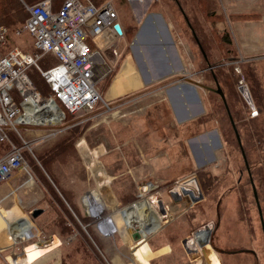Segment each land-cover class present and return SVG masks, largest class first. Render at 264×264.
I'll return each instance as SVG.
<instances>
[{
	"label": "rangeland",
	"instance_id": "374dc122",
	"mask_svg": "<svg viewBox=\"0 0 264 264\" xmlns=\"http://www.w3.org/2000/svg\"><path fill=\"white\" fill-rule=\"evenodd\" d=\"M18 1L24 7V2H28ZM166 1L172 10L170 14L175 17L174 26L168 29L164 25L162 30L160 22V29L155 30L148 24L145 28L152 38L144 43L137 39L135 50L142 55L141 44H144L153 59L161 63L163 73L160 75H170L157 83L162 85L164 93H160L159 85L112 101L105 100L102 94L111 107L109 110L101 101L92 112L82 109L69 114L67 121L58 128L61 131L56 134H51L56 127L41 128L40 136L26 133L25 126L19 127V133L29 141L26 146L29 170L40 185L43 184L42 179L36 171L40 169V161L35 158V152L54 146L60 149L54 164L56 169L59 167L57 175L55 173L56 178H60H57V184L60 186L61 183L66 188L67 199L81 205L77 206L81 214L78 209L75 212L60 195L53 196L57 194L58 187L49 181L51 187L46 185L47 196L41 202L47 212L39 224L47 233L33 236L35 221L28 212L30 210H26V216L32 223V234L29 238L18 237L14 248L10 245L0 253V264H20L25 261L20 260L22 255L29 248L34 249L35 245L41 253L30 258L27 264H141L134 254V247L142 240L151 247V264H200V257L204 259L211 248L217 252L222 264H264V231L250 179L255 183L257 194L259 192L264 216V57L247 62H227L220 68L209 67L202 54L209 48H199L182 12L183 9L192 18L194 25L201 26L199 19L193 21L192 17V12L200 11L193 3L196 1L179 0L180 5L176 0ZM21 25L18 23L16 26ZM10 32L5 50L37 51L29 33L18 35L15 29ZM120 39L126 40L125 36ZM201 40L200 43L206 45V40ZM141 63L146 68L142 56ZM231 64L236 70L231 69ZM38 65L32 66L29 73L35 84L36 78L40 79L44 85L40 90L48 95L50 90L40 69L44 70L48 64L43 59ZM219 69L231 76L227 80V74L219 73L215 78L225 93L245 157L221 95L198 85L217 88L211 73L213 70L219 72ZM182 74H187V83L179 79ZM109 77L107 75L104 82ZM95 82L99 92L103 93L105 84L102 79L96 78ZM163 95L169 99L164 100ZM163 104H171L179 111L180 117L187 115V123L172 119L168 110L163 111ZM14 132L17 133L16 130ZM65 138L71 141L62 143ZM17 141L24 144L21 138ZM6 144L0 142V157L5 153L3 148ZM140 149L144 150L146 158L136 157L135 152ZM124 152L132 153L127 159L128 164L123 157ZM155 154L162 158L152 160L157 166L146 165L145 161L149 162ZM140 161L147 172L154 168L161 172L162 177L150 175L137 187L133 185V178H129L128 173L133 164ZM91 169L95 171V177ZM21 172L23 177L18 184L31 179L26 171ZM107 179H113L112 184L123 202L108 208L97 202L100 209L97 214L92 213L86 204L77 203L79 193L86 194V197L98 182L105 186ZM145 183L151 184L145 186L144 193L140 192L139 186ZM23 194L26 196L24 191ZM145 195L160 199L164 210V218L161 217L159 224L161 228L148 236L141 234L139 222L128 228L123 216L125 208L140 203ZM201 195L202 198H198ZM196 198L199 200L195 201ZM106 217L116 221V228L110 232L103 229L102 221ZM16 224L14 221L7 226ZM208 236H211L212 243L210 240L203 243ZM192 237L196 239L191 240ZM200 243L203 246L198 252L191 250ZM238 249H254L259 259L256 260L250 252L227 253ZM10 251L20 253L12 257L13 262L8 258Z\"/></svg>",
	"mask_w": 264,
	"mask_h": 264
},
{
	"label": "built area",
	"instance_id": "2783aa9c",
	"mask_svg": "<svg viewBox=\"0 0 264 264\" xmlns=\"http://www.w3.org/2000/svg\"><path fill=\"white\" fill-rule=\"evenodd\" d=\"M120 0H104L100 4L84 0H63L59 8L53 0L25 3L26 21L16 29L18 35L29 33L34 39L36 52L20 48L5 50L8 30L0 26V142L9 141V130L19 127L53 128L56 134L69 114L84 109L93 111L103 101L94 79V56L115 44L125 35L118 22ZM130 1V0H129ZM120 24L121 31L116 29ZM54 55L58 63L42 70L50 87L48 95L42 94L33 82L29 69L38 65L44 55ZM58 132V133H59ZM24 144L11 143V148L0 157V183L8 181L13 172L24 169L32 178ZM151 183L141 184L142 188ZM88 198V197H86Z\"/></svg>",
	"mask_w": 264,
	"mask_h": 264
},
{
	"label": "crops",
	"instance_id": "0c3cea01",
	"mask_svg": "<svg viewBox=\"0 0 264 264\" xmlns=\"http://www.w3.org/2000/svg\"><path fill=\"white\" fill-rule=\"evenodd\" d=\"M217 1V16L215 18L214 26H216V28L220 31L227 28L231 32L240 60L247 62L264 57V0ZM168 3L169 2H167L166 0L119 1L117 5L119 11L118 22L125 29L124 36L126 40L120 39L115 44V47L107 46L106 49L101 50L100 53H96L94 56L95 80L96 78H99L104 82V78L107 75L113 73L110 81L107 84L104 82L105 86L103 87V96L105 100H117L123 97H129L131 96V94H137L138 92L147 91L152 86L158 87L160 84L157 83H160V81L168 78L167 76H170L167 74L160 75L161 73H163L161 63L157 62L156 59H153L151 54L145 48L144 44H141L142 55L135 51L137 48V39L143 40L144 43L151 40L152 38L151 34L147 32L145 28L148 24H151L153 28L155 27V30L160 29V27L158 26V23L160 25V22L163 24L162 30H164V25H166L168 29H170L171 26H174L175 17L170 14V11L172 10L169 7ZM177 43L179 44V40L177 41ZM141 56L147 64L146 68L141 63ZM179 79L187 83V74H182L181 76H179ZM159 89L160 93L165 92L162 89V85H160ZM163 97L164 100L169 99L164 95ZM163 105H165L163 106V111L165 112V110H168V115H170L171 118L173 117L172 119H176L179 123H187V115L180 117L179 111L172 107L171 104ZM25 129L26 133L34 134L36 136H40L41 133L39 132H42L40 128L36 127H25ZM144 154V150L141 149L140 151L135 152L136 157H139V159L146 158ZM158 155L159 154L153 155L152 159L149 162L145 161L146 165L156 167L157 165L152 163V160L155 158H157L158 161L159 159H162ZM131 156L132 153H123V157L126 160L127 164V159ZM93 163L92 165H94ZM143 165L144 163L141 161L135 162L128 173L129 178H131L130 176H132L134 181V183L132 184L136 187L138 183H143L145 178L150 177V175L151 177L154 175H157L158 178L162 177L159 170L155 171V169L151 167L153 169H149L147 172L144 169ZM23 170L24 169L15 170L8 181L0 183V213L1 211L5 212V214L3 213L5 215L3 218L5 219L6 223H12L14 221L17 222V225L13 227H0V253L7 250L10 245L14 248L17 242L11 240L12 236H14L13 231L15 232L16 227L20 225V221H22L24 218H28L26 216V210H30L28 212L32 213L34 209L44 207L42 206L41 202L42 200L45 201V198L47 196V189L43 187V185L37 183V181L34 180V177H32L31 179L29 178V180L25 181L22 184H18L19 180L23 177V174L21 172ZM94 170H96L95 167ZM94 170L91 169L93 177H95ZM122 174L127 175L126 172H122ZM100 175L103 176V174L101 173ZM107 180L108 183H106L105 186H103V184L100 185L98 182L95 186V189H93L92 191L98 194L100 203H102L103 206H107L108 208L113 206V204L123 202V198L118 196L119 193H117L116 191V186L112 184L113 179L112 181H110L109 179ZM28 188L29 190H27ZM23 191L27 197L23 194ZM111 192H113V195H111ZM79 194V201H77V203H81L84 205L86 204V206L90 208V205H88L89 195H87L86 197L88 198H86V194L84 196L81 193ZM94 201L98 202V200L96 199ZM37 203L38 206L36 205ZM78 205L81 206L80 204ZM84 205H82L83 209ZM43 209V212L38 217L33 218L35 222L33 223L32 227H35L34 230L36 231L33 232L32 230L33 236L36 235V233H47L46 230H43L39 227L42 218L45 216V212H47L45 207ZM45 219H47V217ZM5 230L7 233L5 232ZM50 235L56 236L57 234L54 232L53 235L49 234V236ZM193 239L195 240L196 238L192 237L191 240ZM6 244L8 246H5ZM202 246L203 245L194 246L191 250H196L198 252V250H200ZM10 252L11 253L10 255H8V258L13 262L12 257L20 255V253H15V251ZM8 258H6V262L8 261ZM26 260H30V257H27L25 261ZM25 261L21 262L20 264H24Z\"/></svg>",
	"mask_w": 264,
	"mask_h": 264
},
{
	"label": "trees",
	"instance_id": "16d2710c",
	"mask_svg": "<svg viewBox=\"0 0 264 264\" xmlns=\"http://www.w3.org/2000/svg\"><path fill=\"white\" fill-rule=\"evenodd\" d=\"M34 1L37 2L39 0H28L29 4L35 3ZM84 1H86V2L91 1V2H94L95 4H100L104 0H84ZM193 1H196V2H193ZM28 2H26V3H28ZM53 2H54V7L56 9L62 5L63 0H53ZM176 2L180 5L179 0H176ZM192 2L195 3V7L198 6L200 8V11L198 13L192 12V17L194 18L193 21L195 20V18H198L201 26L196 25V24L194 25L193 24L194 22L193 23L191 22L192 18L190 19L188 17L187 13L183 9H182V12L184 14V17L186 18V21L188 22V25H190V28L192 30V35H193L196 43H198L199 48H201V49L209 48L206 51V53H204L200 49L202 51L203 58H204L206 64L209 67L217 68L219 66H222V64H223V66H225L227 62L232 63L235 61H239L240 58L238 56L237 48H236L234 39L231 35V32L227 28L220 31L219 29L216 28V26H214L215 18L217 16V2L218 1L217 0H192ZM25 10H26V12H25ZM27 17H28V11H27L26 7H24V5L21 4L18 0H0V26L7 28V30H8V36L7 37L8 38H9V35L11 33L10 31H13L14 29L16 31V29H17L16 25L18 23L23 24L26 21ZM201 38L203 39V41L206 40V45H204V44L202 45L200 43L202 41ZM43 59H45V62L48 64L47 68L58 63L57 58L50 53L44 54L40 58V60L38 61V64ZM231 65H233L231 67V69L233 71L236 70L235 65L234 64H231ZM47 68H45V69H47ZM30 69H32V67ZM219 73L224 74V72H222V70H220V69H219V72H216L215 70H213V72L211 74L215 78V77H217V75H219ZM226 74L227 73H225L224 75H226ZM112 75H113V73H111L109 75L110 77L106 80V82H105L106 84L110 81ZM226 76H227V78H226L227 80L229 78H231L230 74H227ZM232 79L235 80V77L233 76ZM215 80H217V79L215 78ZM36 84L35 85L38 87V89L41 88L43 90L42 87H44V85L42 84L40 79L36 78ZM48 87H49V85H48ZM49 90H50V87H49ZM101 94H103V93H101ZM100 104L101 103H99L98 105L100 106ZM9 134H10V139L12 142L11 141L10 142L5 141L6 143L9 142V144H6L3 142V144H6V146H4V148H3V151H5V152H7L11 148V143H15L17 145H21V143H22L21 141L20 142L17 141V139L19 140L21 138L18 133H15L14 131L9 130ZM69 141H71V140H68V138H65V139H63L62 143L69 142ZM26 152L27 151L25 149L24 150V156L26 158V161L28 162L27 157H26ZM35 153H36V157L35 156L34 157L40 161V164L38 166L40 169L36 170V171H38V173L42 179V183H43L42 185L45 188H47V186L51 187L49 185V181L52 184H57V182H58L57 178H59V176H57V178H56L55 173L57 175L59 167H57V169H56L54 164L57 161V154L60 153V149H58L57 146H54L51 149H48V150L45 149L43 151H38ZM2 154H1V156H2ZM74 154L75 153L73 152V155ZM29 159L33 160L32 157L31 158L29 157ZM28 164H29V162H28ZM35 167H37V165H35ZM59 180H60V178H59ZM59 185L60 186H58V184H57V187H58L57 188L58 189L57 194H54L53 196L55 197L57 195H60L62 200H64V201L66 200L68 203H70L72 205L73 210L77 211V209H78L77 206H79V205L75 204L74 200L67 199L66 196L68 194L66 195V193H67L66 188L61 183ZM52 191H53V193H56V190H52ZM56 198H59V197H56ZM258 198L260 200L259 192H258ZM61 206H63V203L61 204ZM79 211L80 210L78 209V212ZM59 217H61V216H59Z\"/></svg>",
	"mask_w": 264,
	"mask_h": 264
},
{
	"label": "bare ground",
	"instance_id": "6f19581e",
	"mask_svg": "<svg viewBox=\"0 0 264 264\" xmlns=\"http://www.w3.org/2000/svg\"><path fill=\"white\" fill-rule=\"evenodd\" d=\"M243 90L244 92L247 93V90L245 87H243ZM145 189L146 187L142 188L143 193ZM95 199L98 200V202H100V198L98 194L96 192H91L89 194L88 205H90V209L92 213L97 214L98 212H100V209L97 208L99 205L97 201H94ZM161 208H162V211H161ZM158 209L159 211H157ZM123 212H124L123 214L124 220H125L127 227L132 228L134 226V222H139L142 227L141 234L143 236H148L149 233L153 232L157 228L160 229L161 228V226H159L160 219L161 217L164 218L163 203H161L160 199L153 197V196L145 195L144 199L140 203L130 205L129 207L125 208ZM3 213L5 214V212H2V211L0 213V227L7 226V223L5 219L3 218L5 216ZM19 223L20 225L16 227V232L19 231L18 234L13 231L14 236H12V239H11L13 241H16L18 237L19 238H29L30 235L32 234L30 231L32 223L28 218H24ZM102 225H103V229H106V231L110 232L111 229L113 230L116 228V221L114 218L106 217V219L102 221ZM38 248L39 247L38 246L36 247V245L34 249L29 248V251L23 254L20 260L27 259V257L32 258V257L38 256L37 253L38 254L41 253L38 251ZM43 249H44V246L42 247V250ZM134 250H135L134 254L136 255L137 259L140 260L141 264H151L149 259L153 255V253H152L149 243L146 240L140 241L134 247ZM207 252H209L210 254H207V256L204 259L201 258L199 261V263L201 262L200 264H222L217 252L214 251L213 248L209 249ZM27 262L28 260H26L24 264H27Z\"/></svg>",
	"mask_w": 264,
	"mask_h": 264
},
{
	"label": "water",
	"instance_id": "95a60500",
	"mask_svg": "<svg viewBox=\"0 0 264 264\" xmlns=\"http://www.w3.org/2000/svg\"><path fill=\"white\" fill-rule=\"evenodd\" d=\"M116 29L118 31H121V26L120 24H116ZM200 85L201 87L203 88H206L208 90H212V91H215L217 93H219L225 103V106L228 110V113H229V116H230V120H231V123H232V126L234 128V131L236 133V136L238 138V141H239V144L241 145V149H242V152H243V156L245 157V153H244V150H243V147H242V143H241V140H240V136H239V132H238V129L235 125V122H234V119L229 111V107H228V104H227V100H226V96H225V93L223 92L219 82L216 80V86L217 88H214L212 86H208L206 84H198ZM193 87H195L194 85H192ZM245 161H246V164H247V159L245 158ZM195 179V178H194ZM251 183H252V186H253V191H254V194H255V198H256V201H257V206H258V209H259V214H260V220H261V223H262V228H263V231H264V216H263V212H262V209H261V204H260V201H259V198H258V194H257V190H256V186H255V183L253 181V179L251 178ZM202 192V191H201ZM201 197L202 198V195L201 196H198V198ZM198 198L195 199V201L199 200ZM200 198V199H201ZM125 208V207H124ZM43 208H36L32 211L31 215L33 218H36L38 217L42 212H43ZM219 219H220V216H219ZM139 237H140V233H138ZM248 251L247 249H238V250H228L227 253H232V254H235V253H241V252H246Z\"/></svg>",
	"mask_w": 264,
	"mask_h": 264
},
{
	"label": "flooded vegetation",
	"instance_id": "af4514ba",
	"mask_svg": "<svg viewBox=\"0 0 264 264\" xmlns=\"http://www.w3.org/2000/svg\"><path fill=\"white\" fill-rule=\"evenodd\" d=\"M218 219H219V217H218ZM210 238H211V236H208L206 239H204V241L203 242H205V243H209V240H210ZM213 242H215V241H213ZM212 243V239L210 240V244ZM200 245H201V243H200ZM215 246H216V244H215ZM248 251H246V252H250V253H252V255L256 258V260H258L259 258V256H258V254H257V252L254 250V249H247ZM215 251V250H214ZM236 254V253H235ZM257 264H259V263H257Z\"/></svg>",
	"mask_w": 264,
	"mask_h": 264
}]
</instances>
